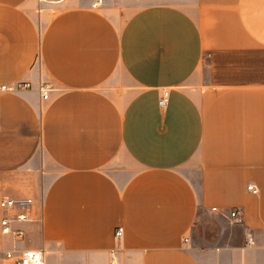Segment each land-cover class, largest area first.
<instances>
[{
    "label": "crops",
    "instance_id": "crops-1",
    "mask_svg": "<svg viewBox=\"0 0 264 264\" xmlns=\"http://www.w3.org/2000/svg\"><path fill=\"white\" fill-rule=\"evenodd\" d=\"M96 2L0 0V264H264V0Z\"/></svg>",
    "mask_w": 264,
    "mask_h": 264
},
{
    "label": "built area",
    "instance_id": "built-area-1",
    "mask_svg": "<svg viewBox=\"0 0 264 264\" xmlns=\"http://www.w3.org/2000/svg\"><path fill=\"white\" fill-rule=\"evenodd\" d=\"M103 0H97V2L93 5L94 7L99 6L102 3ZM33 88V85L31 82L22 81L13 85L0 83V94L2 93H8V92H20V91H26ZM38 90L41 93V96L44 100L49 99V94L51 92V87L46 83H40L38 85ZM168 92L164 91L161 99L159 100V105L162 108H165L168 103ZM249 191H252L254 194H257L259 190L253 186L250 185L248 187ZM33 201L31 199H11L4 197L0 201V207L1 209L7 211L14 208H18L22 211H28L30 207L32 206ZM216 211V209H213ZM18 220H25L26 214H20L17 216ZM228 219L235 224L242 223V212L239 209L232 210L229 215ZM10 219H3L1 221V227H2V233L3 234H9L11 233L10 228ZM124 233L123 227L119 226L116 231L117 237H122ZM16 237L20 238L22 236L21 232L15 233ZM188 240L186 239L185 242ZM248 245L254 244L253 237H249L247 241ZM5 259L10 264H45L44 255L42 251H25L21 253H16L15 251H8L5 253ZM111 264H119L117 261H112Z\"/></svg>",
    "mask_w": 264,
    "mask_h": 264
},
{
    "label": "rangeland",
    "instance_id": "rangeland-1",
    "mask_svg": "<svg viewBox=\"0 0 264 264\" xmlns=\"http://www.w3.org/2000/svg\"><path fill=\"white\" fill-rule=\"evenodd\" d=\"M102 3H103V1H102ZM102 3H101V4H102Z\"/></svg>",
    "mask_w": 264,
    "mask_h": 264
}]
</instances>
